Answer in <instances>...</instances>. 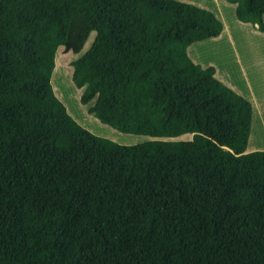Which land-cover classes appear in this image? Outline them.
I'll return each mask as SVG.
<instances>
[{
	"label": "trees",
	"instance_id": "1",
	"mask_svg": "<svg viewBox=\"0 0 264 264\" xmlns=\"http://www.w3.org/2000/svg\"><path fill=\"white\" fill-rule=\"evenodd\" d=\"M225 1L264 31V0ZM225 29L180 0H0V264H264L254 104L188 51ZM92 32L82 103L152 139L96 134L57 95L59 48Z\"/></svg>",
	"mask_w": 264,
	"mask_h": 264
},
{
	"label": "rangeland",
	"instance_id": "2",
	"mask_svg": "<svg viewBox=\"0 0 264 264\" xmlns=\"http://www.w3.org/2000/svg\"><path fill=\"white\" fill-rule=\"evenodd\" d=\"M180 1L212 10L224 21L226 29L221 36L196 42L189 47L188 51L192 59L205 68L214 66L219 79L253 102V123L247 152L264 150V122L260 121V117L264 116V31L260 30L258 25L240 22L236 16L237 5L225 0ZM95 36L96 32H92L85 48L80 53L66 52L64 46L59 48L52 79L57 95L65 103L75 101L76 106L74 105L73 110H70L66 104L69 112L96 134L122 144H137L152 139L147 135L123 133L102 123L90 113V108L96 103L97 98L87 106L82 103L84 89L78 88L73 79V63L89 50ZM59 56L60 69L57 68ZM55 72H57L58 79H54ZM258 107H260L259 112L257 111ZM94 120L102 128L94 126ZM106 127L117 133L109 132L105 129ZM254 127L259 128L262 138H253ZM192 137V135H184L181 139H191Z\"/></svg>",
	"mask_w": 264,
	"mask_h": 264
},
{
	"label": "bare ground",
	"instance_id": "3",
	"mask_svg": "<svg viewBox=\"0 0 264 264\" xmlns=\"http://www.w3.org/2000/svg\"><path fill=\"white\" fill-rule=\"evenodd\" d=\"M58 63H59V65L57 64V68H59L60 69V67H61V63H60V56H59V61H58ZM58 69V70H59ZM58 70H57V72H58ZM57 72H55L56 74H55V77H54V79H58V75H57ZM57 76V77H56ZM93 100H95V99H93ZM93 100L90 102V103H92L93 102ZM89 103V104H90ZM69 107H70V110L72 109H74L73 107H74V105H75V101H73V103H66ZM89 104H87V105H89ZM86 105V106H87ZM76 106V105H75ZM257 111L259 112L260 111V107H258L257 108ZM260 121L262 122H264V116H261L260 117ZM94 122H95V124H94V126H96L97 128H102V126L101 125H99V123L98 122H96L95 120H94ZM104 128V127H103ZM106 130H108L109 132H114L113 134H115V133H117V132H115V131H113V130H111L110 128H108V127H106L105 128ZM262 131V130H261ZM262 136V134L260 133V130H259V128H257V127H254V134H253V138L255 137V138H260ZM262 138V137H261ZM264 143V142H263Z\"/></svg>",
	"mask_w": 264,
	"mask_h": 264
}]
</instances>
